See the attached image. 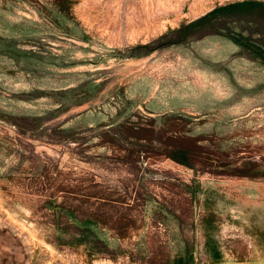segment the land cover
Masks as SVG:
<instances>
[{
  "label": "rangeland",
  "instance_id": "1",
  "mask_svg": "<svg viewBox=\"0 0 264 264\" xmlns=\"http://www.w3.org/2000/svg\"><path fill=\"white\" fill-rule=\"evenodd\" d=\"M0 264H264V0H0Z\"/></svg>",
  "mask_w": 264,
  "mask_h": 264
}]
</instances>
